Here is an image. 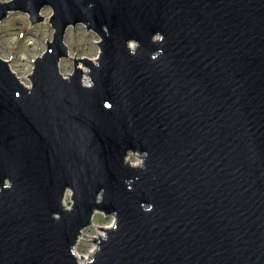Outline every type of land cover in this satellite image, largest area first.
Masks as SVG:
<instances>
[{"label":"water","instance_id":"water-1","mask_svg":"<svg viewBox=\"0 0 264 264\" xmlns=\"http://www.w3.org/2000/svg\"><path fill=\"white\" fill-rule=\"evenodd\" d=\"M44 7L30 86L0 58V264H264V0H10L0 22ZM78 24L95 62L69 57Z\"/></svg>","mask_w":264,"mask_h":264},{"label":"rangeland","instance_id":"rangeland-1","mask_svg":"<svg viewBox=\"0 0 264 264\" xmlns=\"http://www.w3.org/2000/svg\"><path fill=\"white\" fill-rule=\"evenodd\" d=\"M10 0H0L7 2ZM43 21L31 25L28 15L20 12H11L0 22V58L9 61L10 70L20 79V82L27 87L30 86L28 76L32 72L34 59L39 57L46 50V42L51 41L53 30L49 24V18L52 15L50 7H44L40 10ZM99 38L91 31L78 24L69 27L64 36V43L68 47L70 58H87L94 61L98 56L97 43ZM79 67L85 71V67L79 64ZM59 72L63 77L71 75L73 72V63L70 59H61L59 62ZM85 83L88 80H83ZM137 155V154H136ZM131 155L128 159L130 164L139 163V157ZM139 156V155H138ZM69 195H66L65 202L69 204ZM114 218L105 216L101 212H96L93 216V226L82 231V236L76 245L77 256L89 258L95 249L94 240L100 234V228H108L112 225ZM103 233V232H102ZM105 235V233H104Z\"/></svg>","mask_w":264,"mask_h":264},{"label":"bare ground","instance_id":"bare-ground-1","mask_svg":"<svg viewBox=\"0 0 264 264\" xmlns=\"http://www.w3.org/2000/svg\"><path fill=\"white\" fill-rule=\"evenodd\" d=\"M133 45H134V44H133ZM133 45H131V46H133ZM93 62H95V61H93ZM79 64H81V63H79ZM82 66H83V65H82ZM83 67H84V66H83ZM79 68H80V67H79ZM80 69H81V71H82L84 74H88V70H87L86 67H85V69H86L85 71H83L82 68H80ZM85 78L88 80V82H86V83L83 81ZM82 84H83L84 86H88V85H89V77H88V76H86V75H82ZM130 156H131V154H129L128 157L126 158V162H128V163H129L128 159L130 158ZM136 157H138V156L136 155ZM141 164H142V160L139 159V163H137V164H133V165H134V166H135V165H137V166H141ZM104 229H108V228H104ZM100 230H101V231H100L99 236H104V233H105L104 230H103V229H100ZM102 232H103V233H102ZM79 240H80V237H79ZM79 240H78V242H79ZM93 245L95 246V249H96V245H95L94 243H93ZM75 248H76V246H75ZM95 249H94V251H95ZM73 250H74V249H73ZM94 251L92 252V254L94 253ZM74 252L76 253V251H74ZM90 256H91V255H90ZM90 256H89V257H90ZM80 258H81V257L78 256V259H79V260H80ZM84 258H85V257H84ZM82 259H83V258H82ZM80 261H81V260H80Z\"/></svg>","mask_w":264,"mask_h":264},{"label":"clouds","instance_id":"clouds-1","mask_svg":"<svg viewBox=\"0 0 264 264\" xmlns=\"http://www.w3.org/2000/svg\"><path fill=\"white\" fill-rule=\"evenodd\" d=\"M161 39H162V38H161ZM5 186L8 187L9 185L6 184Z\"/></svg>","mask_w":264,"mask_h":264}]
</instances>
